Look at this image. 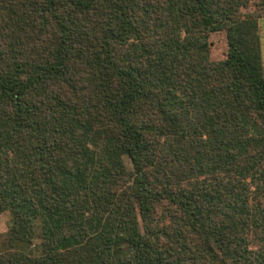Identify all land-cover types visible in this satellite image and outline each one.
Instances as JSON below:
<instances>
[{"label": "trees", "instance_id": "16d2710c", "mask_svg": "<svg viewBox=\"0 0 264 264\" xmlns=\"http://www.w3.org/2000/svg\"><path fill=\"white\" fill-rule=\"evenodd\" d=\"M256 1L0 0V264H264Z\"/></svg>", "mask_w": 264, "mask_h": 264}, {"label": "rangeland", "instance_id": "374dc122", "mask_svg": "<svg viewBox=\"0 0 264 264\" xmlns=\"http://www.w3.org/2000/svg\"><path fill=\"white\" fill-rule=\"evenodd\" d=\"M257 1L253 0L252 9L257 8ZM260 25V35H261V44H262V57L264 63V17L259 20ZM212 40H214V48H213V58L220 59L225 55V51L227 48V37L225 32H218L212 35ZM11 213L10 211H4L0 213V233L6 232L9 229L11 224Z\"/></svg>", "mask_w": 264, "mask_h": 264}]
</instances>
